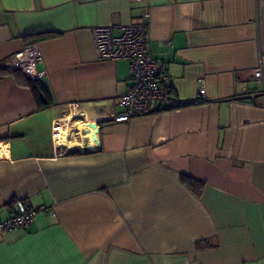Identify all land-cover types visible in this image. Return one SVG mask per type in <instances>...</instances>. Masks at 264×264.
I'll list each match as a JSON object with an SVG mask.
<instances>
[{"label":"crops","instance_id":"1","mask_svg":"<svg viewBox=\"0 0 264 264\" xmlns=\"http://www.w3.org/2000/svg\"><path fill=\"white\" fill-rule=\"evenodd\" d=\"M144 18L177 104L115 121L128 62L91 29ZM33 41L52 101L0 76V220L44 209L0 264H264V0H0V63Z\"/></svg>","mask_w":264,"mask_h":264},{"label":"built area","instance_id":"2","mask_svg":"<svg viewBox=\"0 0 264 264\" xmlns=\"http://www.w3.org/2000/svg\"><path fill=\"white\" fill-rule=\"evenodd\" d=\"M140 1V0H134ZM149 21H139L127 24L97 25L92 27L91 35L95 54L98 60L125 59L128 62L130 85L120 96L121 110L112 115L115 121H127L134 116L145 115L153 106L171 108L177 104L174 91L167 83L164 66L156 61L149 49ZM42 60V54L37 42H32L12 53L7 67L19 70L31 78L42 75L36 64ZM254 79L264 80V51L259 52V61L253 70ZM205 89L200 88L192 99L193 104H199L205 97ZM59 121H54L52 137L56 142L62 138ZM44 207L32 208L23 201H17L9 216L0 220V232L13 228H27L35 214Z\"/></svg>","mask_w":264,"mask_h":264},{"label":"trees","instance_id":"3","mask_svg":"<svg viewBox=\"0 0 264 264\" xmlns=\"http://www.w3.org/2000/svg\"><path fill=\"white\" fill-rule=\"evenodd\" d=\"M6 74L13 75L18 83L28 86L36 97L37 104L39 106H47L51 103V95L49 91L44 87V85L40 82L39 78L28 77L19 70H8L7 65H5L4 63H0V76ZM181 179L193 189L197 187V185H199L197 181L188 176L183 175L181 176Z\"/></svg>","mask_w":264,"mask_h":264}]
</instances>
